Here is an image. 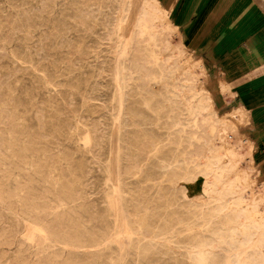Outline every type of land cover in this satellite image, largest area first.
Segmentation results:
<instances>
[{"label":"rangeland","instance_id":"1","mask_svg":"<svg viewBox=\"0 0 264 264\" xmlns=\"http://www.w3.org/2000/svg\"><path fill=\"white\" fill-rule=\"evenodd\" d=\"M120 2L0 0V264H193L195 239L201 235L213 243V262L225 263L235 257L239 264H264V244L235 242L230 246L221 243L223 233H218L233 228L235 223L226 218L254 201L261 211L251 219L264 215L260 202L264 183L249 160L253 149L249 151L245 131L248 113L243 109L238 121L229 119L235 109L225 112L235 105L231 90L228 85H218L215 70L202 59L208 74V96L225 122L214 123L211 115L207 124L200 116L195 121L189 111L194 100L189 76L181 70L186 61L195 64L198 54L182 42L180 29L168 23L174 0H157L168 17L154 12L156 6L147 0L149 13L140 21L142 34L131 18L137 5L131 0L126 12L120 10ZM123 18L120 32L133 31L127 47L115 36ZM122 66L119 89L114 73ZM191 70L198 73L195 67ZM210 124L212 131L207 127ZM213 146L221 150L214 161L209 160ZM226 149L237 156L232 159ZM230 158L236 160V173H229L234 179L224 177L223 188L233 191L200 195L194 200L199 207L179 199V184L172 182L173 174L181 178L199 175L194 171L209 164L229 163ZM199 183L194 190L200 189ZM109 198L115 201L116 211H110ZM237 198L244 202L238 204ZM123 220L128 221L130 235ZM252 230L264 231V221ZM223 236L230 241L227 234Z\"/></svg>","mask_w":264,"mask_h":264},{"label":"crops","instance_id":"2","mask_svg":"<svg viewBox=\"0 0 264 264\" xmlns=\"http://www.w3.org/2000/svg\"><path fill=\"white\" fill-rule=\"evenodd\" d=\"M249 4L248 0H174L169 19L180 29L182 42L226 79L235 105L225 112L238 106L248 113L245 131L253 142L251 159L264 183V15H252L256 7L248 8Z\"/></svg>","mask_w":264,"mask_h":264},{"label":"bare ground","instance_id":"3","mask_svg":"<svg viewBox=\"0 0 264 264\" xmlns=\"http://www.w3.org/2000/svg\"><path fill=\"white\" fill-rule=\"evenodd\" d=\"M22 1V0H21ZM121 2H120V4L122 5H120V7L119 8H121L120 10L121 11H126L127 12V10H128V6L131 4V0H120ZM134 1V3L137 5L136 6V12H134L133 14H132V16H131V18H132V20H133V25L136 27V29L137 30H139V33L138 34H142V31H140V28H141V26H140V24H141V19L143 18V16L144 15H146V14H148L149 13V6H148V3H147V0H133ZM152 2H153V4L156 6H154L155 8L154 9H152V10H154V12H159L160 13V16L162 15L163 17H168V15H167V11H164V9L160 6V4L157 2V0H152ZM152 2H150V3H152ZM226 2V1H225ZM235 3V2H234ZM248 3H250L249 4V6H248V8L250 7V5H252L253 6V4L255 5V7H256V10L254 11H251V13H252V15H254L255 13H260V14H263L264 15V0H248ZM151 6V5H150ZM170 6V5H169ZM245 6V5H244ZM152 7V6H151ZM241 7V6H240ZM247 7V6H246ZM234 8H236V7H234ZM244 8V7H243ZM166 9V8H165ZM240 9H242V8H240ZM240 9H238V10H240ZM245 9V8H244ZM170 10V9H169ZM233 10V9H232ZM152 12V11H151ZM246 12V11H245ZM153 13V12H152ZM242 13V12H241ZM240 13V14H241ZM121 14V13H120ZM123 14V13H122ZM121 14V15H122ZM154 14V13H153ZM158 14V13H157ZM237 14V13H236ZM239 14V13H238ZM156 15V14H155ZM231 15V14H230ZM117 17V16H116ZM126 16H124V18H125ZM153 17V16H152ZM156 17V16H155ZM248 17H251V15L250 16H248ZM247 17V18H248ZM58 18V17H57ZM124 18L118 23V25H117V27H116V29H115V36H117V38H122L123 39V41H124V44H123V47H127V44H128V41H129V39L132 37V30H130L129 28L125 31V34L123 35L121 32H120V29H121V24L120 23H122V21H124ZM154 18V17H153ZM159 18V17H158ZM117 19H118V17H117ZM119 19H121V18H119ZM155 19V18H154ZM166 19V18H165ZM143 20V19H142ZM146 20V19H145ZM147 20H149V18L147 19ZM153 20V19H152ZM167 20H168V23H171V20H169L168 18H167ZM141 21V22H140ZM166 22V21H165ZM241 23V22H240ZM117 24V23H116ZM243 24H246V23H243ZM164 25V24H163ZM166 25V24H165ZM168 26V25H167ZM145 27V26H144ZM232 27V26H231ZM234 27V26H233ZM230 29V28H229ZM35 30V29H34ZM145 30V29H144ZM221 32V31H220ZM155 33V32H154ZM238 33V32H237ZM144 35V34H143ZM137 36V35H136ZM145 36V35H144ZM154 36V35H153ZM233 36V35H232ZM158 37H160V36H158ZM145 39H147L146 38V36H145ZM143 40V39H142ZM147 41V40H146ZM165 41L167 42V40L165 39ZM6 42V41H5ZM139 43V42H138ZM145 43H147V42H145ZM136 44V43H135ZM141 45H142V43H140ZM148 44V43H147ZM140 45V46H141ZM167 45V44H166ZM156 46H157V44H156ZM165 46V45H164ZM168 46H170V44H168ZM157 48V47H156ZM160 48V47H159ZM165 48H167V50H168V47H165ZM183 48H184V45H183ZM147 49V48H146ZM171 49V48H170ZM123 50V49H122ZM128 50V49H127ZM153 50V49H152ZM147 51V50H146ZM145 51V52H146ZM148 51H150V50H148ZM15 52V51H14ZM144 52V53H145ZM123 53V52H122ZM14 54V53H13ZM170 55L172 54V53H169ZM173 55V54H172ZM14 56V55H13ZM125 56V55H124ZM128 56V55H127ZM146 56V55H145ZM157 56V55H156ZM159 56V55H158ZM132 57V56H131ZM130 57V58H131ZM133 58V57H132ZM146 58V57H145ZM169 58V57H168ZM134 59V58H133ZM161 59V58H160ZM38 60V59H37ZM122 60V59H121ZM128 60V58L126 59V61ZM167 60H169V59H167ZM166 60V61H167ZM176 60V59H175ZM174 60V61H175ZM178 60V59H177ZM186 60V59H185ZM185 60H183V61H185ZM57 61V60H56ZM125 61V60H124ZM149 62L151 61V60H148ZM160 60H158V62H159ZM170 61V60H169ZM142 62V61H141ZM152 62V61H151ZM151 62H150V64H151ZM158 62H156V63H158ZM182 62V61H181ZM121 63V62H120ZM119 63V64H120ZM129 63V62H128ZM131 63V62H130ZM134 63V62H133ZM164 63V62H163ZM162 63V64H163ZM170 63V62H169ZM172 63V62H171ZM175 63V62H174ZM177 63V62H176ZM124 64V63H123ZM122 64V65H123ZM135 64V63H134ZM140 64V63H139ZM144 64V63H143ZM146 64V63H145ZM178 64H179V62H178ZM177 64V65H178ZM257 64V63H256ZM260 64V63H259ZM126 65H127V63H126ZM129 65V64H128ZM136 65V64H135ZM157 65V64H156ZM164 65V64H163ZM181 65V64H180ZM255 65V64H254ZM139 66V65H138ZM137 66V67H138ZM153 66V65H152ZM158 66V65H157ZM136 67V68H137ZM150 67V66H149ZM172 67V66H171ZM180 67L181 66H179V69H180ZM193 67H195L196 69H198V73H196V72H194L193 70H191V68H193ZM252 67V66H251ZM153 68V67H152ZM175 68V67H174ZM184 70H181V71H186V73L188 74V76H189V83L188 84H190L189 86H190V91H191V98L192 99H194L193 100V102H192V104L190 105V109H189V111H190V113H191V115H192V118L194 117V120L196 121V118L198 117V116H200V120H201V122H203V123H205V124H207L206 122L207 121H209V117H210V115L211 116H213L215 119H214V123H218V124H222V123H224L225 121H224V119L225 118H222V117H220V114H219V112H218V109H219V107H213V105H212V103L213 102H211V98L208 96V94H209V87H208V85H207V69L205 68V66H204V64H203V62H202V58L201 57H199V56H196L195 55V64H192V63H190V62H188V61H186L185 63H184V66L182 67ZM253 68V67H252ZM125 68H124V66H122L120 69H116V71H115V73H114V75H115V83H116V85L118 86V88L119 89H121L122 87L120 86V85H122V78L123 77H121L120 76V73H121V71L122 70H124ZM153 69H155V68H153ZM164 69V68H163ZM163 69H161L162 71H163ZM170 69V68H169ZM176 69V68H175ZM27 70V69H26ZM131 70V69H130ZM132 70H134V68H132ZM157 70V69H156ZM178 70V69H177ZM176 70V71H177ZM253 70V69H252ZM141 71V70H140ZM143 71V70H142ZM196 71V70H195ZM124 72V71H123ZM153 72V71H152ZM159 72V71H158ZM174 72H175V70H174ZM215 73H216V75H217V80H218V85L221 87L222 85H226V83H225V81H226V79L224 80L223 79V77L221 76V74H220V72L219 71H214ZM125 73V72H124ZM128 73V72H127ZM136 73V72H135ZM139 73V72H138ZM178 73V72H177ZM176 72H175V74H177ZM184 74V73H183ZM186 74V75H187ZM261 74V73H260ZM69 75V74H68ZM133 75H136V74H133ZM166 75V74H165ZM250 75V74H249ZM139 76H141V75H139ZM139 76H137V77H139ZM143 76V75H142ZM158 76V75H157ZM156 76V77H157ZM167 76V75H166ZM184 76V75H183ZM136 77V78H137ZM131 78V77H130ZM142 78V77H141ZM153 78V77H152ZM151 78V79H152ZM186 78V77H185ZM249 78V77H248ZM138 79V78H137ZM47 80V79H46ZM130 80H132V78L130 79ZM159 81V80H158ZM171 81H172V79H171ZM47 82V81H46ZM112 82H113V78H112ZM154 82V81H153ZM132 83H133V80H132ZM4 84V83H3ZM104 84V83H103ZM161 84V83H160ZM172 84V83H171ZM1 85V84H0ZM130 85V84H129ZM149 85V84H148ZM43 86V85H42ZM96 86V85H95ZM164 86V85H163ZM169 86V85H168ZM155 87V86H154ZM124 89V88H123ZM156 90V89H155ZM6 92H7V89H6ZM125 92V91H124ZM157 92V91H156ZM159 93V92H158ZM190 93V92H189ZM127 94V93H126ZM157 94V93H156ZM1 96V95H0ZM126 95H124V97H125ZM128 96H129V94H128ZM127 96V97H128ZM160 96V95H159ZM9 97V96H8ZM82 98H84V97H82ZM116 99V98H115ZM190 99V97H188V100ZM134 101V100H133ZM192 101V100H191ZM1 102V101H0ZM187 102V101H186ZM18 103V102H17ZM191 103V102H190ZM3 106V105H2ZM4 107V106H3ZM210 107H212L213 108V110L212 111H210ZM124 108V107H123ZM187 108V107H186ZM1 109V108H0ZM186 110V109H185ZM1 111V110H0ZM6 111V110H5ZM88 111V110H87ZM8 112V111H7ZM27 112H30V111H27ZM53 112H54V109H53ZM243 114V109H241L240 107H235V109L231 112V116H230V120H234V122L235 121H238L239 120V118H240V116ZM11 115V114H10ZM29 115V114H28ZM53 115H54V113H53ZM173 115V114H172ZM175 115V114H174ZM0 116H2V115H0ZM9 116V115H8ZM170 117H171V115H169ZM176 116V115H175ZM44 117V116H43ZM55 117V116H54ZM177 117H178V115H177ZM2 118H4V117H2ZM212 118V117H211ZM226 119H228V118H226ZM1 120V119H0ZM7 120V119H6ZM116 120V119H115ZM151 120V119H150ZM166 120V119H165ZM179 120V119H178ZM123 121V120H122ZM125 121V120H124ZM133 121V120H132ZM227 121V120H226ZM8 122V121H7ZM17 122V121H16ZM54 122V121H53ZM134 122V121H133ZM132 122V123H133ZM177 122V121H176ZM182 122V121H181ZM233 122V121H232ZM6 123V122H5ZM8 123H10V122H8ZM51 123H52V121H51ZM58 123V122H57ZM121 123V122H120ZM139 123V122H138ZM170 123V122H169ZM187 123V122H186ZM214 123H213V125H214ZM47 124V123H46ZM127 124V123H126ZM176 124V123H175ZM182 124V123H181ZM195 124H196V122H195ZM198 124V123H197ZM41 125V124H40ZM58 125V124H57ZM124 125V124H123ZM130 125V124H129ZM132 125V124H131ZM165 125V124H164ZM178 125V124H177ZM203 125V124H202ZM213 125H209V126H207L208 127V130L209 131H212V127H213ZM228 125V124H227ZM4 126V125H3ZM6 126V125H5ZM11 126H13V125H11ZM38 126H39V124H38ZM50 126H51V124H50ZM121 126V125H120ZM170 126V125H169ZM172 126H174V125H172ZM183 126V125H182ZM189 126V125H188ZM216 126V125H215ZM214 126V127H215ZM16 127V126H15ZM19 127V126H18ZM41 127V126H40ZM47 127V126H46ZM57 127V126H56ZM112 127V126H111ZM126 127V126H125ZM129 127V126H128ZM197 127V126H196ZM206 127V128H207ZM39 128V127H38ZM55 128V127H54ZM53 128V129H54ZM168 128V127H167ZM166 128V129H167ZM198 128V127H197ZM14 129V128H13ZM46 129V128H45ZM52 129V130H53ZM37 130H39V129H37ZM56 130V129H55ZM54 130V131H55ZM119 130V129H118ZM121 130V129H120ZM174 130V129H173ZM172 130V131H173ZM218 130V129H217ZM12 131V130H11ZM18 131V130H17ZM126 131V130H125ZM171 131V132H172ZM175 131V130H174ZM224 131V130H223ZM20 132V131H19ZM21 132H22V130H21ZM34 132V131H33ZM38 132V131H37ZM124 132V131H123ZM128 132V131H127ZM137 132V131H136ZM170 132V133H171ZM178 132H180V131H178ZM217 132V131H216ZM44 133H46V132H44ZM126 133V132H125ZM134 133V132H133ZM143 133V132H142ZM175 133V132H174ZM220 133H221V131H220ZM2 134V133H1ZM41 134V135H40ZM39 135H40V140H43V138L41 139V137H43V135H42V133H40ZM118 134V133H117ZM123 134V133H122ZM178 134V133H177ZM180 134H181V132H180ZM212 134H214V133H212ZM22 135V134H21ZM144 135V134H143ZM221 135V134H220ZM18 136V135H17ZM37 136V135H36ZM217 136V135H216ZM121 137V136H120ZM119 137V138H120ZM146 137V136H145ZM39 138V137H38ZM154 138V137H153ZM183 138V137H182ZM29 139V138H28ZM47 139H48V137H47ZM92 139V138H91ZM124 139V138H123ZM16 140H17V138H16ZM33 140V139H32ZM36 140H38V139H36ZM151 140V139H150ZM182 140V139H181ZM220 140V139H219ZM228 140V139H227ZM7 141V140H6ZM9 141V140H8ZM10 141H12V140H10ZM28 141V140H27ZM45 141V140H44ZM118 141H119V139H118ZM221 141V140H220ZM224 142L223 143H225L226 141H225V139L223 140ZM245 141V140H244ZM46 142V141H45ZM153 142V141H152ZM243 142V141H242ZM3 143V142H2ZM107 143V142H106ZM228 143V142H227ZM247 143H248V147H249V151H250V149H253V142L250 140V139H248V141H247ZM1 144V143H0ZM27 144V143H26ZM120 144V143H119ZM209 144V143H208ZM220 144V143H219ZM46 145H48V144H46ZM50 145H51V143H50ZM224 145V144H223ZM31 146V145H30ZM33 146V145H32ZM120 146V145H119ZM226 146H228V144L226 145ZM225 145H224V147H226ZM13 147V146H12ZM29 147V146H28ZM38 147H39V145H38ZM121 147H122V145H121ZM133 147V146H132ZM131 147V148H132ZM231 147V146H230ZM3 148V147H2ZM24 148V147H23ZM30 148V147H29ZM44 148V147H43ZM1 149V148H0ZM19 149V148H18ZM40 149V148H39ZM48 149V148H47ZM179 149V148H178ZM212 149V151L210 150V152H213V153H211L212 155L211 156H213L212 158H210L209 160H212L213 159V161L214 160H218L220 157H219V150H220V147H217V146H213V148H211ZM221 149H224V148H221ZM228 149V148H227ZM226 149V150H227ZM102 150V149H101ZM132 151V150H131ZM172 151V150H171ZM179 151H181V150H179ZM178 151V152H179ZM221 151V150H220ZM224 151V150H223ZM228 152L227 153H229L231 156H232V159H233V156H237V153H235L234 151H231V150H227ZM252 151V150H251ZM8 152V151H7ZM33 152V151H32ZM178 152L176 153V154H178ZM226 152V151H225ZM6 153V152H5ZM9 154V153H8ZM13 154V153H12ZM14 154H15V152H14ZM38 154V153H37ZM36 154V155H37ZM158 154H159V152H158ZM173 154H175V153H173ZM223 154V153H222ZM226 154V153H225ZM17 155H18V153H17ZM163 155V154H162ZM166 155H167V153H166ZM179 155V154H178ZM177 155V156H178ZM239 155V154H238ZM47 157H48V155H46ZM174 156V155H173ZM225 156V155H224ZM22 157V156H21ZM50 157V156H49ZM60 157V156H59ZM226 157H227V155H226ZM16 158V157H15ZM179 158V157H178ZM198 158V157H197ZM200 158V157H199ZM208 158V157H207ZM223 158V157H222ZM1 159V158H0ZM46 159V158H45ZM53 158H51V160H52ZM170 159V158H169ZM173 159V158H172ZM181 159V158H180ZM179 159V160H180ZM191 159V158H190ZM205 159H206V157H205ZM227 159V158H226ZM235 159V158H234ZM15 160V159H14ZM19 160V159H18ZM50 160V161H51ZM61 160V159H60ZM158 160V159H157ZM159 160H160V158H159ZM171 160V159H170ZM198 160V159H197ZM201 160V159H200ZM203 160H204V158H203ZM208 160V159H207ZM224 160V159H223ZM222 160V161H223ZM229 160V163H222L221 165H215V167H212V166H214V165H212V166H210V164L209 165H207L206 166V168L204 167V164L205 163H202V165H203V167L205 168V169H203L202 167H200V168H202V169H200V171L198 172V171H194V172H197V173H199V175L201 174L203 177H201L200 178V176L197 174V175H195V176H193V175H189L188 177H184V178H181V177H178V176H176L177 174L175 173V175L173 174V176H172V178H171V180H172V182L174 183V184H179V199H181L182 201H184V202H187V203H191V205L192 206H194V207H199L200 206V204H198L197 202L198 201H194V200H197V197L198 196H200V195H203V196H208L209 195V193H216V194H219V195H224L225 194V191L227 192V193H230L231 192V190H230V188H226V189H224L223 188V179H224V177H226V178H229V179H232L231 177H229V173H231L232 174V172H235L236 173V167H235V165H236V160H233V162H232V160H231V158L230 159H228ZM246 160H248V159H246ZM250 162L252 163V159H251V157H250ZM5 161V160H4ZM20 161V160H19ZM46 161H47V159H46ZM46 161H44V162H46ZM48 161H49V159H48ZM176 161H177V159H176ZM185 161H187L186 159H185ZM235 161V162H234ZM58 162V161H57ZM65 162V161H64ZM181 162V161H180ZM190 162V161H189ZM200 162V161H199ZM203 162V161H202ZM209 162V161H208ZM221 162V161H220ZM246 162V161H245ZM248 162V161H247ZM24 163V162H23ZM40 163V162H39ZM165 163V162H164ZM167 163H170V162H167ZM185 163V162H184ZM197 163V162H196ZM215 162H213V164H214ZM14 164V163H13ZM19 164V163H18ZM45 164V163H44ZM207 164V163H206ZM212 164V163H211ZM218 164H219V162H218ZM235 164V165H234ZM253 164V163H252ZM23 165V164H22ZM34 165H35V163H34ZM57 165V164H56ZM174 166H176L175 164H173ZM185 165H186V163H185ZM195 165V164H194ZM197 165V164H196ZM10 166H12V165H10ZM72 166V165H71ZM168 166H170V164L168 165ZM190 166V165H189ZM256 166V165H255ZM8 167V166H7ZM33 167H35V166H33ZM173 167V166H172ZM186 167V166H185ZM191 167V166H190ZM106 168V167H105ZM196 168V167H195ZM250 168V167H249ZM6 169V168H5ZM41 169V168H40ZM68 169V168H67ZM191 169V168H190ZM194 169V168H193ZM106 170V169H105ZM165 170V169H164ZM181 170V169H180ZM184 170V169H183ZM196 170V169H195ZM11 171V170H10ZM61 171H62V169H61ZM60 171V172H61ZM165 171H167V170H165ZM188 171V170H187ZM19 172V171H18ZM171 172V171H170ZM193 172V173H194ZM240 172H241V170H240ZM69 173V172H68ZM107 173V172H106ZM158 173V172H157ZM164 173V172H163ZM22 174V173H21ZM20 174V175H21ZM23 174H25V173H23ZM22 174V175H23ZM32 174H34V173H32ZM60 174V173H59ZM62 174H64V173H62ZM61 174V175H62ZM168 174H169V172H168ZM182 174H183V172H182ZM234 174V173H233ZM238 174H240V173H238ZM243 174V173H242ZM21 175V176H22ZM60 175V176H61ZM67 175V174H66ZM70 175V174H69ZM119 175H121V174H119ZM164 175V174H163ZM208 175H210L211 176V178L210 179H208ZM33 176H35V175H33ZM244 176H245V174H244ZM20 177V176H19ZM26 177V176H25ZM68 177V176H67ZM169 178H170V176H168ZM239 177V176H238ZM32 178V177H31ZM30 178V179H31ZM62 178V177H61ZM69 178V177H68ZM169 178H168V180H169ZM25 179V178H24ZM27 180L29 179V178H26ZM66 179V178H65ZM70 179V178H69ZM74 179H76V178H74ZM167 179V178H166ZM183 179V182L182 183H180V182H178V181H180V180H182ZM234 179V178H233ZM236 179H238V178H236ZM244 179H246V177L244 178ZM244 179L242 180V181H244ZM17 180V179H16ZM68 180V179H67ZM22 181V180H21ZM61 181H62V179H61ZM75 181V180H74ZM200 181V189L199 190H194V188H195V186L197 185L196 183L197 182H199ZM232 181H234V180H232ZM239 181V180H238ZM24 182V181H23ZM66 182V181H65ZM236 182V181H235ZM249 182V181H248ZM247 182V183H248ZM229 183H231V181L229 182ZM25 184V183H24ZM47 184V183H46ZM51 184V183H50ZM62 184V183H61ZM68 184H69V180H68ZM67 184V185H68ZM111 184V183H110ZM172 184V183H171ZM246 184V183H245ZM71 185V184H70ZM73 185V184H72ZM108 185V184H107ZM112 185H115V182H112ZM227 185V184H226ZM244 185V184H243ZM31 186V185H30ZM51 186V185H50ZM61 186V185H60ZM64 187H65V185H63ZM77 186V185H76ZM110 186V185H109ZM235 186V185H234ZM21 187V186H20ZM81 187V186H80ZM114 187V186H113ZM236 187V186H235ZM245 188H246V186H244ZM3 188V187H2ZM39 188H41V187H39ZM49 188V187H48ZM59 188V187H58ZM231 188H234V187H231ZM18 189V188H17ZM57 189V188H56ZM62 189V188H61ZM65 189V188H64ZM109 189V188H108ZM235 189V188H234ZM247 189V188H246ZM92 190V189H91ZM119 190H121V189H119ZM123 190V189H122ZM171 190V189H170ZM174 190H176V189H174ZM76 191V190H75ZM172 191V190H171ZM233 191V190H232ZM236 191V190H235ZM23 192H24V190H23ZM77 193H78V191H76ZM246 192V191H245ZM250 192V191H249ZM74 193V192H73ZM77 193H76V195H77ZM233 193V192H232ZM25 193H23V195H24ZM170 194V193H169ZM215 194V195H216ZM33 195V194H32ZM244 195V194H243ZM256 195V194H255ZM27 196V195H26ZM59 196H61L60 194H59ZM242 196V195H241ZM107 197V196H106ZM106 197H105V199H106ZM195 199H194V198ZM243 197V196H242ZM244 197H245V195H244ZM30 198H31V195H30ZM62 199H63V196L61 197ZM170 198H171V196H170ZM260 198V197H259ZM51 199H53V198H51ZM124 199V198H123ZM172 199V198H171ZM174 199V198H173ZM172 199V200H173ZM225 199V198H224ZM66 200V199H65ZM102 200V199H101ZM175 200V199H174ZM178 200V199H177ZM206 200V199H205ZM228 200V199H227ZM241 200H243V198L241 199V198H237V202H238V204H241V202H244V201H241ZM251 200V199H250ZM257 200V199H256ZM73 201V200H72ZM169 201V200H168ZM171 201V200H170ZM202 201V200H201ZM216 201V200H215ZM232 201V200H231ZM236 201V200H235ZM108 202H109V209H110V211H116V203H115V201L114 200H112V199H110L109 198V200H108ZM177 202V201H176ZM218 202V201H217ZM228 202V201H227ZM261 204H263L264 205V195L261 197ZM118 203V202H117ZM166 203H168V202H166ZM172 203V202H171ZM204 205V203H201V205ZM217 204V203H216ZM124 205V204H123ZM158 205V204H157ZM178 205H180V204H178ZM226 205V204H225ZM249 205V204H248ZM259 203L257 202V201H254V202H252L251 204H250V207H240L239 209H237V210H235L234 211V213H232L231 211V215L229 216V218H226L227 219V222H232L233 224L235 223V226H233V228H230L229 230L227 229L226 231H224V230H221V229H219V231H218V233L220 234V233H223V235L225 234H227L228 236H226V237H229V239H230V241H226V238L223 236V235H219L220 237H219V239H220V241H221V243H226V244H230V246H231V244H235V242H238V243H240V244H242V245H248V244H252V243H259V244H264V231H259V233H257L255 230H252V228H256V229H259L260 228V225H261V223L264 221V215H261L260 214V217H259V219L257 220L256 218H254V219H251V217L254 215V214H258L261 210H260V208H259ZM181 206V205H180ZM190 206V205H189ZM163 207V206H162ZM220 207V206H219ZM227 207V206H226ZM261 207V206H260ZM165 208V207H164ZM168 208V207H167ZM173 208V207H172ZM25 209V208H24ZM88 209V208H87ZM123 209H125L124 207H123ZM210 209H211V207H210ZM221 209H222V206H221ZM171 210V209H170ZM178 210V209H177ZM214 210V209H213ZM219 210V209H218ZM165 211V210H164ZM174 211V210H173ZM198 211V210H197ZM199 211H200V209H199ZM212 211V210H211ZM210 211V212H211ZM80 212H81V210H80ZM83 212V211H82ZM86 212V211H85ZM84 212V213H85ZM87 212H89L88 210H87ZM108 212V211H107ZM188 212H190L191 213V211H188ZM207 212H209V211H207ZM209 212V214H211V213H213V212H211L210 213ZM13 213V212H12ZM169 213V212H168ZM171 213V212H170ZM180 213V212H179ZM86 214V213H85ZM84 214V215H85ZM110 214H112V213H110ZM148 214V213H147ZM171 214H173V213H171ZM174 214H175V212H174ZM188 214V213H187ZM187 214H185V215H187ZM195 214H197V213H195ZM217 214V212H215V214L212 216V217H215V215ZM228 214V213H227ZM168 215V214H167ZM183 215V214H182ZM181 215V216H182ZM202 215H203V213H202ZM223 215V214H222ZM229 215V214H228ZM151 216V215H150ZM164 216H165V214H164ZM184 216V215H183ZM182 216V217H183ZM189 215H187V217H188ZM196 216V215H195ZM204 216H206V215H204ZM50 217V216H49ZM116 217H118L117 215H115V219H116ZM124 217H126V216H124ZM185 217V216H184ZM186 217V218H187ZM190 217V216H189ZM188 217V218H189ZM201 217V216H200ZM210 217V216H209ZM110 218V217H109ZM152 218V217H151ZM187 218V219H188ZM196 218V217H195ZM220 218V217H219ZM222 218H224V217H222ZM240 218H242L243 219V221L242 222H240V221H238V219H240ZM60 220V219H59ZM113 220V219H112ZM127 220V219H126ZM150 220V219H149ZM190 220V219H189ZM203 220V219H202ZM224 220V219H223ZM78 221H80V220H78ZM110 221V220H109ZM212 221V220H211ZM217 221V220H216ZM215 221V222H216ZM226 221V220H225ZM224 221V222H225ZM128 222V221H127ZM127 222L126 221H124L123 220V223H124V226H125V229H126V233H128L129 235H130V233L131 232H129L128 230H127V228H128V224H127ZM150 221H148V223H149ZM180 222V221H179ZM191 222H193V220H191ZM202 222V221H201ZM113 223V222H112ZM184 223V222H183ZM195 223V222H194ZM193 223V224H194ZM200 223V222H199ZM198 223V224H199ZM205 223H208V220L206 219V222ZM210 223V222H209ZM151 224V223H150ZM167 224V223H166ZM188 224V223H187ZM222 224V223H221ZM224 224V223H223ZM226 224V223H225ZM174 225V224H173ZM172 225V226H173ZM195 225V224H194ZM197 225V224H196ZM195 225V226H196ZM208 225V224H207ZM213 224L211 223V226H212ZM59 226V225H58ZM190 226H191V224H190ZM195 226H193L194 228H197V226L195 227ZM222 226H224V225H222ZM226 226V225H225ZM147 227H148V225H147ZM180 227V226H179ZM182 227V226H181ZM207 227V226H206ZM212 228V227H211ZM219 228V227H218ZM218 228H216L217 230H218ZM224 228H227V227H224ZM112 229V228H111ZM198 229V228H197ZM205 229H207V228H205ZM209 229H210V227H209ZM223 229V228H222ZM115 230V229H114ZM203 230V229H202ZM212 230V229H211ZM38 231V230H37ZM195 231V230H194ZM207 231V230H206ZM205 231V232H206ZM167 232V231H166ZM170 232V231H169ZM197 232V231H196ZM207 232H209V231H207ZM170 233H172V232H170ZM199 233V232H198ZM211 233V232H210ZM214 233H217V232H214ZM77 234V233H76ZM191 234H193V233H191ZM194 234H195V232H194ZM212 234V233H211ZM99 235V234H98ZM158 235H159V233H158ZM198 235V234H197ZM196 235V236H197ZM213 235H216V234H213ZM195 236V237H196ZM212 236V235H211ZM235 236H239L240 238H236ZM101 237V236H100ZM214 237V236H213ZM53 238H55V237H53ZM209 237L207 236L206 238L204 237V236H199L198 238H196L195 239V242L197 243L196 244V250L195 251H193V256L192 257H194L193 258V264H239V262L237 261V260H235L234 258H233V260H231V259H229V261L228 262H225V263H218V262H213V260H212V253H211V251L212 250H210L211 249V246H212V244H210L208 241L210 240V239H208ZM215 238V237H214ZM90 239V238H89ZM103 239V238H102ZM175 239V238H174ZM193 239V238H192ZM57 240V239H56ZM194 240V239H193ZM59 241V240H58ZM61 241V240H60ZM92 241V240H91ZM134 242H136V241H134ZM149 242H150V240H149ZM194 242V241H193ZM212 242V241H211ZM151 243H152V241H151ZM162 243H165V242H162ZM49 244V243H48ZM87 244V243H86ZM114 245V244H113ZM189 245V244H188ZM195 245V244H194ZM211 245V246H210ZM76 246V245H75ZM236 246V245H235ZM256 246V245H255ZM114 247V246H113ZM116 247V246H115ZM150 247V246H149ZM257 248L259 247L258 245L256 246ZM112 248V247H111ZM147 248V247H146ZM159 248V247H158ZM162 248V247H161ZM160 248V249H161ZM171 248V247H170ZM223 248V247H222ZM256 248V249H257ZM115 249V248H114ZM186 249V248H185ZM117 250V249H116ZM135 250V249H134ZM147 250V249H146ZM221 250H223V249H221ZM255 250V249H254ZM260 250V249H259ZM262 250V249H261ZM264 250V249H263ZM119 251V250H118ZM155 251H157V250H155ZM175 251V250H174ZM224 251V250H223ZM60 252V251H59ZM135 252H137V251H135ZM145 253V252H144ZM149 253V252H148ZM153 253V252H152ZM185 253V252H184ZM256 253V252H255ZM262 253V252H261ZM78 254V253H77ZM264 254V253H263ZM143 255H145V254H143ZM148 255V254H147ZM215 255V254H214ZM218 255V254H217ZM223 254H221V256H222ZM254 255V254H253ZM256 255H257V253H256ZM220 256V255H219ZM245 256V255H244ZM250 256V255H249ZM142 257H144V256H142ZM217 256H215V258H216ZM237 257V256H236ZM257 257V256H256ZM261 257H263V256H261ZM137 258H139V257H137ZM189 258H191L190 257V255H189V257H188V259ZM223 258V257H222ZM245 258V257H244ZM255 258V257H254ZM237 259V258H236ZM243 259V258H242ZM251 259V258H250ZM259 259V258H258ZM262 259H264V258H262ZM219 260H220V257H219ZM189 261V260H188ZM217 261V260H216ZM134 263V262H133Z\"/></svg>","mask_w":264,"mask_h":264}]
</instances>
